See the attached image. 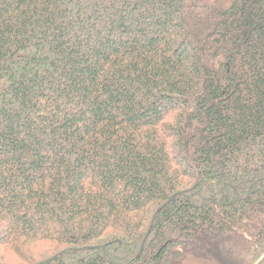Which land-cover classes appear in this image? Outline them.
<instances>
[{
    "label": "trees",
    "instance_id": "16d2710c",
    "mask_svg": "<svg viewBox=\"0 0 264 264\" xmlns=\"http://www.w3.org/2000/svg\"><path fill=\"white\" fill-rule=\"evenodd\" d=\"M0 264H264V0H0Z\"/></svg>",
    "mask_w": 264,
    "mask_h": 264
}]
</instances>
